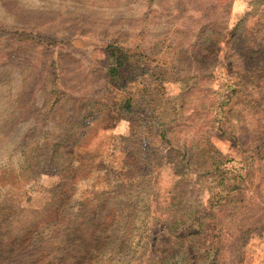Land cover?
Masks as SVG:
<instances>
[{"label": "rangeland", "instance_id": "obj_1", "mask_svg": "<svg viewBox=\"0 0 264 264\" xmlns=\"http://www.w3.org/2000/svg\"><path fill=\"white\" fill-rule=\"evenodd\" d=\"M263 53L264 0H0V264H264Z\"/></svg>", "mask_w": 264, "mask_h": 264}, {"label": "trees", "instance_id": "obj_2", "mask_svg": "<svg viewBox=\"0 0 264 264\" xmlns=\"http://www.w3.org/2000/svg\"><path fill=\"white\" fill-rule=\"evenodd\" d=\"M264 54V53H263ZM111 56H113V57H115L117 60H118V64L116 65V67H115V73L112 75V77H117V76H119L120 75V73L122 72L121 70L123 69V67L126 65V63H127V58L125 59V57L124 56H120L119 54H118V52H116V51H113L112 53H110V57ZM264 61V60H263ZM250 62L251 63H253V64H257V62L256 61H254V60H252V59H250ZM264 63V62H263ZM258 65V64H257ZM88 242V244H89V240L87 241ZM18 247V244L17 243H12V244H10L7 248H6V250L4 251V254L5 253H7V254H9L10 252H15V250H16V248ZM2 256V255H1ZM94 262V260L93 259H90V260H88L86 263L87 264H90V263H93ZM1 263V262H0ZM99 263V262H98ZM20 264H23L22 262L20 263Z\"/></svg>", "mask_w": 264, "mask_h": 264}]
</instances>
